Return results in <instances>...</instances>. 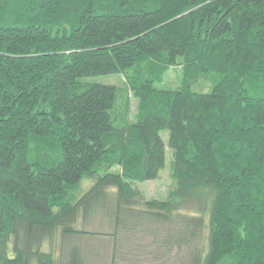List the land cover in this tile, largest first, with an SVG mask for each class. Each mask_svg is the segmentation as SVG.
Instances as JSON below:
<instances>
[{
	"label": "trees",
	"instance_id": "16d2710c",
	"mask_svg": "<svg viewBox=\"0 0 264 264\" xmlns=\"http://www.w3.org/2000/svg\"><path fill=\"white\" fill-rule=\"evenodd\" d=\"M111 75L133 124L120 88L84 82ZM169 153L168 196L148 201L136 185ZM108 190L112 264L143 240L164 264H264V0H0V264H64Z\"/></svg>",
	"mask_w": 264,
	"mask_h": 264
},
{
	"label": "rangeland",
	"instance_id": "374dc122",
	"mask_svg": "<svg viewBox=\"0 0 264 264\" xmlns=\"http://www.w3.org/2000/svg\"><path fill=\"white\" fill-rule=\"evenodd\" d=\"M183 65L168 69L161 76V83L156 85V88L160 91H175L183 82L184 73ZM217 75H215L216 77ZM219 77V76H218ZM84 81V80H83ZM86 84H101L116 86L121 89V99L119 101L118 112L121 115L124 113L125 100H129V114L127 120H120L119 124L124 125L126 123L133 124L136 121L138 115L139 101L134 97L133 93L127 85L126 78L121 75L101 76L88 78L84 81ZM214 84V79L204 78L199 80L198 89L195 91L208 93L211 90V86ZM171 154L168 156V163L164 171L161 172L157 181L147 182L144 184L136 185V188L143 194L146 200H165L168 196L169 190L172 186L173 180L171 178ZM119 169L115 167L112 173L116 174ZM85 184V185H84ZM84 186H88V182L84 183ZM107 197L101 201L100 205H97L93 211L88 214L81 213L76 223L72 226L78 232H82L83 236L80 238H66V254L63 259L64 264H69V253L73 247H76L80 251V255L83 257L82 264H112V244L107 240L108 236H111L114 230V218H115V206L116 197L113 190H108ZM145 239V238H143ZM142 245H148L147 252L144 250L137 251L141 258L138 260L136 254L135 257L130 258L132 261L130 264H164L163 260L155 261L154 253L155 247L152 246L147 240H143ZM153 253V255H152ZM177 253L174 252L170 255V264H173L176 260ZM169 262V261H168ZM124 264L123 262H121Z\"/></svg>",
	"mask_w": 264,
	"mask_h": 264
}]
</instances>
